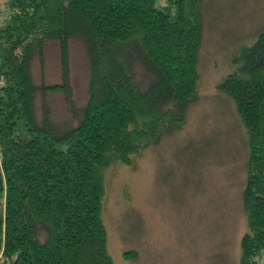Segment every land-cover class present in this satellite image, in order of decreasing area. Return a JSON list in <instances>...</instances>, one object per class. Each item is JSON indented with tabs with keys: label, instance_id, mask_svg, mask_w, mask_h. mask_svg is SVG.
I'll use <instances>...</instances> for the list:
<instances>
[{
	"label": "trees",
	"instance_id": "16d2710c",
	"mask_svg": "<svg viewBox=\"0 0 264 264\" xmlns=\"http://www.w3.org/2000/svg\"><path fill=\"white\" fill-rule=\"evenodd\" d=\"M201 0H6L0 26V264H114L103 222L105 171L177 127L196 92ZM84 42L87 97L68 85V41ZM57 41L63 81L33 83L30 66ZM216 88L246 134L239 264H264V31L238 50ZM61 91L71 119L56 125L34 95ZM158 131V132H159ZM125 258L135 253L124 252Z\"/></svg>",
	"mask_w": 264,
	"mask_h": 264
},
{
	"label": "rangeland",
	"instance_id": "374dc122",
	"mask_svg": "<svg viewBox=\"0 0 264 264\" xmlns=\"http://www.w3.org/2000/svg\"><path fill=\"white\" fill-rule=\"evenodd\" d=\"M9 14L0 0V26ZM202 40L195 94L178 108L180 124L161 128L156 143L105 171L102 218L114 264H239L247 231L242 204L246 134L233 103L216 88L234 68L240 47L264 31V0H201ZM68 85L76 108L87 97L84 42L68 41ZM35 85L63 81L57 41H47L42 61L30 66ZM39 118L45 103L56 125L71 119L66 95H34ZM135 257L125 258L124 252Z\"/></svg>",
	"mask_w": 264,
	"mask_h": 264
}]
</instances>
